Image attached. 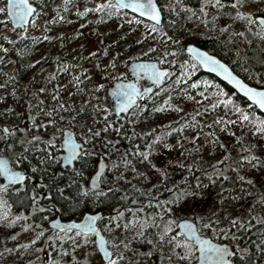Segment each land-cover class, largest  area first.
I'll return each instance as SVG.
<instances>
[{
    "label": "trees",
    "instance_id": "1",
    "mask_svg": "<svg viewBox=\"0 0 264 264\" xmlns=\"http://www.w3.org/2000/svg\"><path fill=\"white\" fill-rule=\"evenodd\" d=\"M32 1L41 11L54 0ZM157 3L163 15L157 32H151L152 24L124 11L111 17L99 11L98 24L116 22L122 29L131 26L134 30L137 25H143L141 33L134 32L139 35L140 59L157 61L161 67L171 68L172 75L161 89L151 96H144L127 115L117 118L108 110L105 115L88 122L84 136L88 139L86 152L91 155L83 156L74 165L83 173L82 177L77 178L73 171L59 168L57 145L54 147L39 140L34 146L17 152L12 151L9 145L0 148L14 168L29 173L24 188H11L0 193V199L8 205L0 207V214L4 217L0 219V264H46L45 254L49 249L52 251L50 254L57 253L58 256L60 253L65 262L59 255L60 259L52 258L47 264H70L67 257L74 256L81 249L76 241L72 244L73 249L59 251L46 242L55 235L76 237L72 231L56 234L47 228L48 220L55 215L53 211L64 221H77L86 212H102L98 227L107 241L128 244L127 250L122 244L119 247L124 256L122 264H188L180 259L183 255L180 249L173 250L167 240L163 243L159 241L160 228L149 226L143 229V236L138 233L139 221L150 215L156 217L159 202L172 201L178 189L186 188L197 195L173 204V219H190L200 232L212 240L233 245L234 259L239 264H264V223L261 222L264 221V132H257L256 128L260 121H264V116L218 80L200 73L183 50L189 41L185 33L195 23L191 30L195 31L192 39L197 45L229 61L241 78L264 89V40L254 35L256 29L251 27V31H243V36L238 33L231 37L232 41H228L225 36L222 37L221 30L211 25L213 19L207 18L209 7L204 0H157ZM221 3L225 7L220 8L219 16L225 19L232 17L235 10L229 3ZM202 4L206 7L205 12L200 11ZM70 9L69 3H64L50 25L62 22L68 25ZM203 16L206 17L205 22ZM125 17H129L130 21L139 20V23L127 24ZM22 40L19 42L21 58L15 68L17 78L0 69V95L3 100L8 92L13 95L17 92L16 82L28 72V56L32 48L38 46L24 38ZM150 48L154 51H149ZM246 70L247 73L244 72ZM218 111V120H212L213 114ZM241 115L249 119L242 121ZM77 116L79 119L80 113ZM89 131L99 135L91 136ZM191 131L196 132L198 141L208 136L216 152L202 154L183 145L180 141L184 140L183 133ZM157 136L161 139L152 144ZM149 148L148 160L136 155ZM49 155L51 160L47 159ZM249 156L258 158V163L253 160L248 165L242 161L241 168L229 163L230 160ZM100 158L106 163L100 188L106 192V197H101L94 204L91 199L78 196V186L86 185ZM161 172L167 173L166 179L160 175ZM74 179L76 183H73ZM59 188L64 189L62 194ZM109 188L118 191L108 192ZM125 196L127 199H124ZM33 197L37 198L35 205ZM116 211L124 215L110 223V217H114L111 214ZM196 217L204 219L205 223L208 219L219 220L216 231L223 228L227 237L222 234L214 236L211 227H200ZM168 218L164 216L165 221ZM234 218L237 219V226L230 227L229 222ZM128 220H132L133 224L125 228ZM241 223L244 228L240 227ZM156 224L163 226L158 217ZM31 228L42 232L35 234L32 242L24 243L20 236L29 234ZM176 231L174 226L173 232ZM91 241L90 237L93 248ZM237 249H247V252L241 253ZM240 255H244L243 261H240ZM195 261L196 254L192 263Z\"/></svg>",
    "mask_w": 264,
    "mask_h": 264
},
{
    "label": "rangeland",
    "instance_id": "2",
    "mask_svg": "<svg viewBox=\"0 0 264 264\" xmlns=\"http://www.w3.org/2000/svg\"><path fill=\"white\" fill-rule=\"evenodd\" d=\"M66 2L71 8L68 14L70 23L50 25ZM98 3H104V0H54L36 13L35 27L30 23L20 32L14 31L9 22L0 23V69L8 75H16L17 60L21 58L18 51L14 50L17 45L14 43L24 41L22 39L25 38L38 44L29 56L28 72L21 81L16 82L18 88L15 95L8 92L4 100L0 95V148L4 145H14L15 147H11L12 151L17 152L21 148L34 146L39 140L49 145L48 141L54 137L52 145H57L59 150L64 129H71L83 141L88 122L105 115L108 110L111 111L107 88L114 80H125L126 64L140 59L139 35L134 32L141 33L144 26L137 25L134 30L131 26L122 29L116 22L98 24ZM5 4L6 0H0V8ZM247 4L251 5L245 4L241 12H257L256 3L249 0ZM259 7L264 9V4ZM208 15L210 19L215 18L213 11ZM4 20L5 14L0 13V21ZM124 20L129 24V17ZM214 20L217 22L219 19ZM227 23H220L219 20L218 24L225 28V39L228 41H232L231 37L238 33L252 29L251 26L246 28L244 21L235 20L229 25ZM193 26L195 23L188 27L185 34L189 37L188 42L195 43L192 39L195 32L191 30ZM135 57L138 59H133ZM60 105L64 107L60 108ZM49 112L52 113L51 116L47 114ZM77 113H80L79 119ZM218 115L219 111L213 114L212 120H218ZM3 128L11 132L10 137L4 136ZM183 135L185 142L180 139L183 145L197 149V152L202 154L216 152L208 136L198 141L195 131ZM33 136L38 139L33 141ZM0 156H4L3 152H0ZM243 161L249 165L246 159ZM229 163L241 168L242 158L230 160ZM117 212L119 211L111 216H116ZM39 232L42 231L31 228L29 234L20 236V240L30 243ZM50 241L56 244V251L73 249L72 244L75 241L81 246L80 251L74 252V256L67 257L71 261L70 264H101L90 242L83 243L72 235L56 237ZM61 258L65 262L62 256Z\"/></svg>",
    "mask_w": 264,
    "mask_h": 264
},
{
    "label": "snow or ice",
    "instance_id": "3",
    "mask_svg": "<svg viewBox=\"0 0 264 264\" xmlns=\"http://www.w3.org/2000/svg\"><path fill=\"white\" fill-rule=\"evenodd\" d=\"M249 0H232L230 7L235 11V15L231 17L233 20H239L245 22V27L248 28L249 26L254 27L256 31L253 33L254 35L258 36L260 39L264 40V9L259 7L260 4H264V0H252L253 3L257 4V12L246 11L241 12L239 9L243 8L245 4H247ZM211 6L213 8H223L225 5L221 3V0H212ZM96 10L100 12H104L108 16H112L122 12L123 10H130L134 15L142 18H146L149 21H152L153 24L151 27V32L158 31V24L160 22V14L157 10V3L154 0H104V3H98L96 5ZM88 11V9H85ZM188 11H191L189 9ZM201 12H205V6L201 5ZM0 13L5 14V20L0 21V23H18L21 25H26L31 23L33 27H35V18L36 13L35 10L31 7L29 0H7V3L4 7L0 8ZM259 13V14H257ZM10 18V19H9ZM215 19V18H213ZM136 22L139 23V20L136 21H129V23ZM227 27V26H226ZM221 31H225V29H221ZM240 36H243L244 33H239ZM47 38V37H45ZM5 39H7L5 37ZM178 43V42H177ZM149 51H154V49H149ZM190 53L195 54V59L198 60L201 64H205L211 66L213 70L218 71L222 74L225 79L229 80L230 82L234 83L235 87L241 91L249 100L253 102V104L260 109L264 110V91H256L253 88L247 87L240 80L236 79L232 76L229 72L228 68H226L223 64H220L217 60L213 57L206 55L203 52H197L195 48H188ZM146 55V53H143ZM133 59H138L135 57ZM163 63V60H161ZM114 66V65H113ZM138 69H151V75L153 78V83H155L158 79L164 77L167 73L162 70H158L155 64L151 65H144V64H133V72H137ZM64 69H61L63 71ZM99 90V88H97ZM42 91V90H41ZM136 92V86L133 84H120L118 86V90L113 93L114 96L117 97L118 100L122 99V104L118 106L123 107L127 104V101L133 98V94ZM63 105H60V108H63ZM98 111L100 109H97ZM161 109H157L159 111ZM9 111H11L9 109ZM104 111H107L104 109ZM178 111V109H177ZM239 112V109H236ZM49 116L52 115L51 112L47 113ZM73 119H75L73 117ZM240 119L242 121H247L249 118L246 115H241ZM257 132H264V121H260L257 125ZM4 132L7 134L8 130L4 129ZM89 135L91 136H98L99 133L89 131ZM33 141L37 140L38 137L33 136L31 138ZM161 139L160 136H157L155 140L151 143L155 144L157 141ZM54 137L52 140L48 141L49 145H52ZM88 139L87 136L85 137L83 143H76L71 140L70 135H66L64 139V145L66 146V154L63 155V163L68 166L71 165L74 160L80 159L81 156L91 155L84 151V145L87 144ZM54 146V145H53ZM167 147V146H166ZM47 151V149H44ZM27 151V149H25ZM136 155H141L143 160H148L150 155V148L146 149L143 153H136ZM48 160H51L52 157L49 155L47 157ZM247 160L250 164L253 160H256L258 163V158L254 156H249L246 158H242L243 160ZM23 160V157H21ZM42 163L44 160L42 159ZM255 167V164H252ZM101 167H105V165H101ZM115 167V165H113ZM134 170V169H133ZM191 170V169H189ZM235 170V169H233ZM33 172L36 171L35 168L32 169ZM72 171L76 174L77 178L82 177L83 173L78 171L75 167L72 168ZM160 175L167 178L166 172H161ZM0 177H3L6 181L5 184L0 185V193L6 192L7 188L15 184L17 182H22L25 180V175L19 171L13 170L9 166V162L6 159L0 158ZM211 179V177H209ZM227 179V177H225ZM239 179L243 180V177H239ZM98 181H102V175L99 170L95 171V176L91 179V184H79L78 186V196L89 198L92 200V203H96L100 200L101 197H106V192L103 189L98 188ZM76 179L73 180V183H76ZM251 183V181H247ZM61 194L63 193L64 189H58ZM108 192L118 191V189L109 188ZM138 191V190H137ZM168 191L172 192V189H168ZM197 193L192 191L188 188L186 189H178L174 193V198L172 201H164L159 202L156 207L159 211L156 213V217L148 216L146 219L139 221L140 227L138 229V233L140 236L144 235L143 229L149 226H156L160 228L158 239L161 243L165 240L171 245V248L180 249L183 255L180 256L181 260L187 261L188 264H192V258L195 256L196 252H199V256H196V259L200 262V264H239V261L234 259L235 253L230 250L229 247H226L222 244H217L212 242L210 239L203 238L202 234L200 233V228L194 226L190 219H180L179 221L172 218V205L178 203L179 201L183 200L185 197L188 196H195ZM124 199H127L125 196ZM37 202V198L33 197L32 203L35 205ZM79 203V200H77ZM133 203H136L133 200ZM151 206V202H149ZM0 207H8L7 202L0 199ZM44 209H40L43 211ZM139 211V210H138ZM135 214V213H134ZM123 212H117L116 216L110 217L109 222L112 223L117 221L119 218L123 217ZM167 215L169 218L165 221L164 216ZM215 216V213H213ZM159 218L162 221L163 226L156 224V218ZM3 215L0 214V219H3ZM95 215H86L83 218V221L75 225L74 227L78 229L75 232L76 237H79L83 243H88L91 234H95L96 239L92 240L91 242L95 244L99 249V254H102L103 261L102 264H122L124 260L123 254L120 253L119 247L122 244L123 247L127 250L128 244L120 241V243H116L115 240L112 241H105L103 238L100 237V233L96 231L95 227L93 226L96 222ZM151 222V224H149ZM196 222L200 225V227L204 229L212 228L213 235H224L227 237L226 231L221 228L219 231H216V226L219 224V220L208 219L207 222H204V219L200 217H196ZM264 223V221H261ZM230 227L237 226V219H233L230 222ZM133 224L132 220H128L125 224V228H128L129 225ZM119 226V225H117ZM177 227L180 231L173 232V227ZM241 228H244L243 223L240 224ZM172 232L173 235L169 236L168 234ZM41 233L40 235H42ZM39 238V237H37ZM233 239H236L233 236ZM149 243H153V241H149ZM264 243V241H262ZM109 248L113 249L112 252H109ZM238 252L246 253L247 249H237ZM173 255L176 253L173 251ZM244 255H240V261L244 260Z\"/></svg>",
    "mask_w": 264,
    "mask_h": 264
},
{
    "label": "water",
    "instance_id": "4",
    "mask_svg": "<svg viewBox=\"0 0 264 264\" xmlns=\"http://www.w3.org/2000/svg\"><path fill=\"white\" fill-rule=\"evenodd\" d=\"M154 2L157 3V0H154ZM7 3V0H6ZM29 3L31 5V7L35 10V12L37 11V8L34 4H32L29 0ZM157 10L160 14V22L158 24V26L161 25L162 22V14L161 11L159 9V6L157 4ZM125 12L141 19L144 21H147L151 24H153L152 21L147 20L146 18H142V17H138L136 15H134L130 10H124ZM10 19V18H9ZM10 25L12 27V29H19V30H24L26 27H28L29 23L26 25H21L18 23H11ZM195 48L197 50V52H203L206 55H209L211 57H213L215 60H217L220 64H223L226 68H228L229 72L232 74L233 77H235L236 79L240 80L241 83H243L244 85H246L247 87L253 88L256 91H264L263 88H258L255 86L250 85L249 83H247L246 81H244L241 77H239L238 75H236L226 64H224L222 61L218 60L216 57L208 54L206 51L198 48L197 46L193 45V44H187L184 48L185 53L197 64L199 65L201 71L205 74H209L213 77H215L216 79H218L221 83H223L225 86H227L229 89H231L237 96H239L240 98L244 99L247 103H249L250 105L254 106L256 108V110L264 116V110L260 109L259 107L255 106L253 104V102L251 100H249L241 91H239L234 83L230 82L229 80L225 79V77L220 74L218 71L213 70V68L211 66L205 65V64H201L198 60H196L195 54L194 53H190L188 51V48ZM133 64H144V65H151V64H155L158 70H162L165 71L167 74L158 79L155 83H153V78L151 75V69H138L137 72H133ZM124 73L127 76L126 80H114L111 82V84L108 86L107 88V96L109 99V104H110V108L112 113L118 118L124 115H127L132 109H134L138 103V101L143 97V96H150L155 89H160L165 82L166 77L171 73V69L169 68H161L158 64V62L156 61H152V60H132L130 62H128L126 64V66L124 67ZM141 81L142 84H138V82ZM120 84H133L136 86V92L133 94V98L129 101H127V104L123 107L118 106L119 104H122V99L118 100L116 96L113 95L114 92H116L118 90V86ZM66 135H70V138L72 141L76 142V143H81L77 140L75 133L71 130V129H64L62 131V139H61V152L59 153L58 157L60 160V166L61 168H69L70 170H72V168L74 167V164L78 162L79 159L74 160L72 162L71 165L66 166L63 163V155L66 154V146L64 145V139ZM0 158L6 159L9 162V166L12 168L9 159L6 156H0ZM101 165H105V167H101ZM13 169V168H12ZM106 169V164L103 160H100L99 163L97 164V169L101 172V175H103V173L105 172ZM15 171H19L21 173H23L25 175V180L22 182H17L15 184H12L10 186H20L23 187L25 185V182L29 176V174L21 169H13ZM95 176V173L92 175V177L90 178L89 184H91V179ZM2 180V183L0 185H3L6 183V181L4 180L3 177H0ZM100 187V182L98 181V188ZM86 215H95L96 216V222L93 225L96 229V231H98L100 233V237L103 238L105 241L106 238L104 237V235L102 234L101 230L98 228V221L102 218L103 214L102 212H94V213H89L86 212L85 214H83V216L80 218V220L78 221H74V220H70V221H63L61 220L58 216H56L54 219L50 220L47 224L48 228L50 230H54L57 232H65V231H78V229H76L74 226L80 224L83 221L84 216ZM190 222H192L194 224V226H196V224L190 220ZM197 227V226H196ZM177 231H180L179 228H177ZM203 238L205 239H210L212 242L217 243V244H222L226 247H229L230 250H234V247L230 244L227 243H218L213 241L211 238L202 235ZM91 237L94 238V240L96 239L95 234H91ZM96 251L99 254V249L98 247L95 245ZM109 252H111V250L109 249ZM197 256H199V252H196ZM101 260L103 261V256L102 254H99ZM194 264H200V262L196 259V262Z\"/></svg>",
    "mask_w": 264,
    "mask_h": 264
},
{
    "label": "flooded vegetation",
    "instance_id": "5",
    "mask_svg": "<svg viewBox=\"0 0 264 264\" xmlns=\"http://www.w3.org/2000/svg\"><path fill=\"white\" fill-rule=\"evenodd\" d=\"M206 3H207V7H209V9L207 8V10L209 11V13L210 12H214V14H215V18L216 19H219L220 20V23L222 22V21H227L228 23H227V25H229V23L230 22H234L235 20H233L231 17H229L228 19H225V18H221L220 16H219V13H220V9H217V8H213L212 6H211V4H212V0H204ZM222 2H226V3H229L230 5H231V2H232V0H221ZM30 2L32 3V4H34L35 6H36V4L32 1V0H30ZM247 5H251V4H246V6ZM36 8H37V11L35 12V13H37V12H39V9H38V7L36 6ZM244 8V7H243ZM205 9H206V7H205ZM240 11L242 10V8H240L239 9ZM236 11V10H235ZM250 11V10H249ZM235 15V14H234ZM234 15H232V17L234 16ZM207 18H209V15H207ZM210 19V18H209ZM203 20H204V22L206 21V17L205 16H203ZM210 20H212V19H210ZM214 20V19H213ZM219 20H217V22L214 20L213 21V23L211 24V25H213L215 28H217V29H219V30H221V29H225V28H221L220 27V25L218 24L219 23ZM9 24H10V22H9ZM30 24V23H29ZM205 25H207L206 23H205ZM10 27H11V25H10ZM230 28V27H229ZM14 31H24V30H19V29H13ZM225 36V31H222V37H224ZM25 39V38H24ZM27 42H29V40H27V39H25ZM31 42V41H30ZM16 46H15V50L16 51H18V53L21 51V48H19L20 47V43H17V42H15L14 43ZM187 44H193V45H195V46H197L198 48H200V49H202V50H204V51H206L208 54H210V55H212V56H214V57H216L218 60H220V61H222L224 64H226L236 75H238L234 70H233V67L231 66V63L229 62V61H225V60H223V59H221L220 57H218L217 55H215V54H213V53H211V52H209L208 50H206V49H204V48H202V47H200L199 45H197L196 43H194V41L193 42H188V43H186L185 45H184V47L187 45ZM184 47H183V50H184ZM19 48V49H18ZM33 49V48H32ZM30 56V55H29ZM28 56V57H29ZM188 57V56H187ZM190 58V57H189ZM190 60L195 64V66H196V68L198 69V71L200 72V73H202V74H204V75H208V76H211V75H209V74H205V73H203L202 71H201V69H200V67H199V65H197L191 58H190ZM19 62H20V60H17V65L19 64ZM28 62H29V65H30V60L28 59ZM244 72H246L247 73V70L246 71H244ZM16 75L18 76V74H17V71H16ZM14 77H16L15 75H13ZM212 77V76H211ZM17 78V77H16ZM138 84H142V82L141 81H139L138 82ZM155 92V91H154ZM23 124L25 123V122H22ZM5 129H7V128H5ZM3 132H4V128H3ZM4 136H6V138H8V137H10L9 135L11 134V132L9 133V131L7 132V134L4 132ZM61 138H62V136H61ZM77 140L79 141V142H81V143H83V141H84V139H83V141L82 140H80L78 137H77ZM43 141V140H42ZM44 143H45V141H44ZM11 147H15L14 145H11ZM84 151H86V144L84 145ZM61 152V141H60V149L58 150L57 149V154H56V158H57V160H58V164H59V168L60 169H62V170H69V171H71L69 168H61V166H60V160H59V157H58V155H59V153ZM4 156H6V155H4ZM83 156H81L80 157V159L82 158ZM79 159V160H80ZM102 158H100L98 161H97V163H96V167H95V169H94V171H93V173L90 175V177H89V179H88V181H87V183H86V186L87 185H89V181H90V178L92 177V175L95 173V171H96V169H97V164L99 163V161L101 160ZM78 160V161H79ZM19 169V168H18ZM2 183V180H1V178H0V184ZM25 187V185L23 186V187H20V186H9L8 188H7V190L8 189H11V188H20V189H22V188H24ZM100 188H101V184H100ZM50 208V207H49ZM51 209H53V208H51ZM53 213L55 214L53 217H51L49 220H48V222L50 221V220H52V219H54L56 216H58L59 217V214L58 213H55V211H53ZM60 218V217H59ZM61 219V218H60ZM64 221V220H63ZM48 224V223H47ZM51 232H54V233H56V234H58V232H56V231H53V230H50ZM56 237H58L57 235H55L54 237H52V238H50V239H53V238H56ZM50 239H47L46 240V242L47 243H49V245H50V247L51 246H54L55 247V251H56V244H52L51 243V241H50ZM93 240H94V238H93ZM95 248V247H94ZM50 251H51V249H49L48 251H46V252H48V254H45V256L47 257V260L44 262V263H48L49 262V260L50 259H52V258H55V259H60V257H59V255H60V253H58V256H57V253H52V254H50ZM95 251H96V249H95ZM45 252V253H46ZM52 252V251H51ZM96 254H97V257L99 258V260H100V262H101V264H102V260H101V258H100V256H99V254L97 253V251H96Z\"/></svg>",
    "mask_w": 264,
    "mask_h": 264
}]
</instances>
